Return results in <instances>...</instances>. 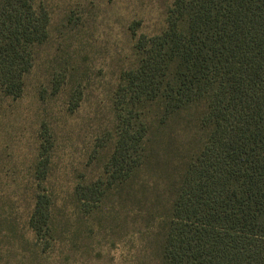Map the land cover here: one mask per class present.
Segmentation results:
<instances>
[{
  "label": "rangeland",
  "instance_id": "rangeland-1",
  "mask_svg": "<svg viewBox=\"0 0 264 264\" xmlns=\"http://www.w3.org/2000/svg\"><path fill=\"white\" fill-rule=\"evenodd\" d=\"M174 1L35 0L47 38L20 96L0 87V264H161L171 201L205 136L199 109L165 125L148 110L146 158L131 179L100 203L77 190L107 185L122 76L138 63L137 40L164 32ZM38 194L52 200L42 241L28 226Z\"/></svg>",
  "mask_w": 264,
  "mask_h": 264
},
{
  "label": "trees",
  "instance_id": "trees-1",
  "mask_svg": "<svg viewBox=\"0 0 264 264\" xmlns=\"http://www.w3.org/2000/svg\"><path fill=\"white\" fill-rule=\"evenodd\" d=\"M35 0H0V87L19 97L32 50L47 38ZM116 110L123 126L106 165L107 185L77 190L100 203L146 156V112L165 125L199 109L202 147L171 201L161 264H264V0H175L160 35L140 37ZM46 166L38 164V172ZM52 200L37 195L28 226L51 235Z\"/></svg>",
  "mask_w": 264,
  "mask_h": 264
}]
</instances>
